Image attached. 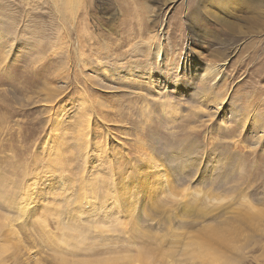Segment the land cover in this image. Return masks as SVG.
<instances>
[{"label": "rangeland", "instance_id": "obj_1", "mask_svg": "<svg viewBox=\"0 0 264 264\" xmlns=\"http://www.w3.org/2000/svg\"><path fill=\"white\" fill-rule=\"evenodd\" d=\"M0 264H264V0H0Z\"/></svg>", "mask_w": 264, "mask_h": 264}]
</instances>
